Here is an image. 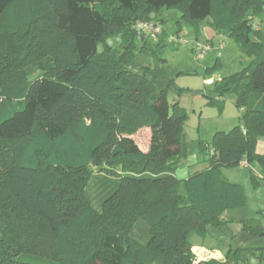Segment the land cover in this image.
I'll return each mask as SVG.
<instances>
[{"label":"trees","instance_id":"1","mask_svg":"<svg viewBox=\"0 0 264 264\" xmlns=\"http://www.w3.org/2000/svg\"><path fill=\"white\" fill-rule=\"evenodd\" d=\"M170 8L191 31L210 18L251 58L216 83L220 95H237L240 123L203 144L208 165L185 178L176 170L186 109L156 95L153 73L133 62L141 44L156 56L164 48ZM263 13L264 0H0V51L42 57L21 89L0 86V264H192V235L206 237L246 205L222 167L246 161L259 166L256 183L264 177V34L252 26ZM150 21L162 26L152 44L135 27ZM111 37L123 43L119 55ZM143 127L152 130L147 152L131 136ZM243 229L264 231L254 219ZM250 249H237L236 262Z\"/></svg>","mask_w":264,"mask_h":264},{"label":"rangeland","instance_id":"2","mask_svg":"<svg viewBox=\"0 0 264 264\" xmlns=\"http://www.w3.org/2000/svg\"><path fill=\"white\" fill-rule=\"evenodd\" d=\"M161 18L164 20L168 37L164 48L158 53L159 57L153 54L150 49L151 52L141 49L144 46L141 44L133 62L137 67L149 68L153 73L156 95L165 91L170 104L178 102L186 109L188 120L184 125L182 140L184 162L176 170V175L179 178H185L189 173L204 169L205 165H208L205 159L207 156L202 148L203 144H210L216 132L229 131L240 123L243 109L238 108L235 104L237 95L234 92L220 95L216 90V83L248 66L251 58L241 51L240 46L231 36L217 33L209 24L210 18L199 23L198 32L189 29V25L177 8L163 9ZM252 26L255 31L260 30L264 34V13L253 19ZM135 27L139 29L138 24ZM176 36L185 38L186 42L181 44L175 42L174 37ZM135 40L139 42L138 37ZM148 40L152 44L154 39L149 38ZM108 43L115 48L112 50L113 52L117 51L118 55L122 52L123 43L119 37L109 38ZM206 44H210L212 49L203 57H196L195 46ZM99 51L105 52L103 44L100 45ZM108 53L115 55L109 51ZM41 58L38 54L24 58L22 55L6 54L0 51V86L4 89H21L26 72L38 69L36 62ZM209 79L212 80V83H207ZM213 99L223 101V107L220 108L219 105L211 103ZM131 136L143 151L149 150L152 138L150 127H143ZM117 138L120 139V136L117 135ZM253 167H245L242 164L222 167V174L225 178L239 182L244 186L246 197L250 202L248 207H242L244 209L228 210L230 215L236 217H242L246 213L251 216L256 215L253 214L254 210L250 207L258 199L255 189L261 184L262 179L259 184L253 180L252 171L257 173L259 166L253 165ZM180 192H184L183 186H181ZM89 196L95 207L100 210L103 192L98 182L91 185ZM222 227L211 226L208 228L209 233L206 237L192 235L191 240L193 243L200 241L209 250L216 241L222 242V240L212 237L213 234L220 233ZM193 247L194 260L192 264L205 261L200 259L203 254H196Z\"/></svg>","mask_w":264,"mask_h":264},{"label":"crops","instance_id":"3","mask_svg":"<svg viewBox=\"0 0 264 264\" xmlns=\"http://www.w3.org/2000/svg\"><path fill=\"white\" fill-rule=\"evenodd\" d=\"M256 151L259 154H263L264 138H261L258 141ZM206 166L207 164L205 167ZM261 178V184L255 189L258 199L250 207L254 210L253 214L255 213L256 215L251 216L246 213V215H243L242 217H236L234 215H230L229 211L225 212L224 218L227 223L223 225L224 229H222V227L220 233L212 235L213 238L222 240V242L216 241L214 245H211V249L209 250H207V248L204 247L200 241L198 243H193V248L196 254H203L200 259H214L228 264H264V231L255 235L243 229V224L252 219L262 223L264 228V177L261 176ZM249 203V199L247 198L245 207H248ZM240 208L244 209L242 207ZM231 226H234V228H231ZM239 248H252V250L250 249L251 251L246 252L247 254L243 253L241 256L242 258L245 257L247 260L246 262H236L235 259L237 255L235 252ZM241 257L240 260H242Z\"/></svg>","mask_w":264,"mask_h":264},{"label":"built area","instance_id":"4","mask_svg":"<svg viewBox=\"0 0 264 264\" xmlns=\"http://www.w3.org/2000/svg\"><path fill=\"white\" fill-rule=\"evenodd\" d=\"M138 27L146 36H149L151 39H154V40H157L162 30V26L153 21L141 22L138 24ZM174 41L181 44V43L186 42V39L180 36H176L174 37ZM211 49H212V46H210V44L196 45L195 46L196 57H203ZM207 83H212V80L211 79L207 80ZM241 164L245 167H249V164L246 161L241 162Z\"/></svg>","mask_w":264,"mask_h":264}]
</instances>
